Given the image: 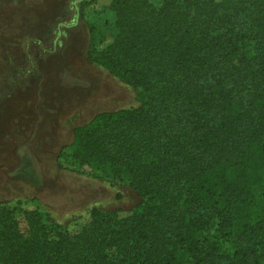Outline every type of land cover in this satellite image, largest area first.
Returning <instances> with one entry per match:
<instances>
[{
  "label": "trees",
  "instance_id": "obj_1",
  "mask_svg": "<svg viewBox=\"0 0 264 264\" xmlns=\"http://www.w3.org/2000/svg\"><path fill=\"white\" fill-rule=\"evenodd\" d=\"M112 10L111 41L89 56L139 105L96 114L69 147L140 201L125 215L87 210L78 240L24 201L0 203V264H264V0Z\"/></svg>",
  "mask_w": 264,
  "mask_h": 264
},
{
  "label": "rangeland",
  "instance_id": "obj_2",
  "mask_svg": "<svg viewBox=\"0 0 264 264\" xmlns=\"http://www.w3.org/2000/svg\"><path fill=\"white\" fill-rule=\"evenodd\" d=\"M113 1L0 0V203L24 201V210L50 215L75 240L87 210L125 215L140 201L112 185L108 171L77 163L69 147L96 114L139 105L137 90L89 56L112 39ZM7 223L27 232L22 212Z\"/></svg>",
  "mask_w": 264,
  "mask_h": 264
}]
</instances>
